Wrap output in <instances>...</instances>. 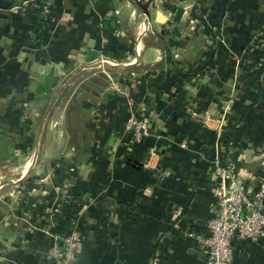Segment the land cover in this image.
Listing matches in <instances>:
<instances>
[{
    "label": "crops",
    "instance_id": "obj_1",
    "mask_svg": "<svg viewBox=\"0 0 264 264\" xmlns=\"http://www.w3.org/2000/svg\"><path fill=\"white\" fill-rule=\"evenodd\" d=\"M15 3L0 0V171L31 160L0 175V264H52L72 230L75 264H202L216 165L250 193L264 183V0ZM42 61L61 65L49 94L31 89L27 69ZM130 116L145 123L137 139ZM232 249L234 264H264V238Z\"/></svg>",
    "mask_w": 264,
    "mask_h": 264
},
{
    "label": "built area",
    "instance_id": "obj_2",
    "mask_svg": "<svg viewBox=\"0 0 264 264\" xmlns=\"http://www.w3.org/2000/svg\"><path fill=\"white\" fill-rule=\"evenodd\" d=\"M147 20L142 16L140 26L145 28ZM139 26V27H140ZM101 64L105 61L100 60ZM145 123L135 116L127 120V128L134 138H139L140 129ZM220 179L214 188L217 208L207 220V233L200 237L203 246L202 264H234L232 239L257 242L264 238V183L252 193L233 176V166L216 165L213 179ZM226 181V182H225ZM231 181V183L227 182ZM62 244L56 246L52 264H75L79 249L76 231L61 238Z\"/></svg>",
    "mask_w": 264,
    "mask_h": 264
},
{
    "label": "water",
    "instance_id": "obj_3",
    "mask_svg": "<svg viewBox=\"0 0 264 264\" xmlns=\"http://www.w3.org/2000/svg\"><path fill=\"white\" fill-rule=\"evenodd\" d=\"M25 0H16L15 6L21 7ZM89 57L85 60L91 62L97 58V51H90L88 53ZM61 65L55 66L51 64H46L45 62L33 63V65L28 68L30 79H31V89L37 93H46L49 94L52 92V87L59 81L58 69ZM232 80H229L231 83ZM95 89H99L98 86L94 85L91 81H87ZM217 181H220L218 178Z\"/></svg>",
    "mask_w": 264,
    "mask_h": 264
},
{
    "label": "rangeland",
    "instance_id": "obj_4",
    "mask_svg": "<svg viewBox=\"0 0 264 264\" xmlns=\"http://www.w3.org/2000/svg\"><path fill=\"white\" fill-rule=\"evenodd\" d=\"M36 9H39V7H35ZM183 11H185V10H183ZM186 14H188L189 15V12H187ZM212 15V12H210V11H208V12H205V13H203L202 15V17H204V18H206V20L209 22V23H218V24H222V22L225 20V17H226V13L224 12L223 14H222V16L220 17V19H219V17H218V15L217 16H215V18H214V16H212L211 17V15ZM198 18H199V15H198ZM186 19V18H185ZM199 21V20H198ZM138 23H137V25H141L140 24V19L138 18V21H137ZM186 26H188V24H186ZM191 30H189V32H190ZM197 68H198V66H196L195 68H194V70L196 71L197 70ZM194 70H192V71H194ZM194 71V72H195ZM197 73H195V75H193V77L194 76H196V81H198V78H199V76H197L196 75ZM191 76V75H190ZM192 77V78H193ZM76 128H78V127H76ZM70 129H71V131H74L75 130V128H74V126L73 125H71V127H70ZM26 131V130H25ZM23 134V133H22ZM26 135V134H25ZM24 138V137H23ZM31 138H32V136H31V134L30 133H28L27 134V136L25 137V140H27V141H25L23 144V146H27L26 148H27V150H26V153L29 151V152H31L32 151V147L33 146H31ZM31 160V158H29V157H27V158H25V157H21V158H15V159H12V161H10V162H12V163H9V165H11V166H14V164L15 165H19V167L20 168H18L17 170H15L16 172H7V171H3V170H1L0 171V175H1V177L2 178H16V177H18L19 176V174H16V173H19L18 171H21V170H23L24 169V167H25V165H27L26 163H29V161ZM39 162V161H38ZM49 162H50V160H49ZM39 164V163H38ZM9 165H5V166H9ZM4 166V165H3ZM48 166H50L49 167V169L52 171L51 172V174H50V176L51 177H53L54 175L56 176V175H59L58 173H56L58 170H57V167L59 166L58 165V162H55V161H53L52 163H49L48 164ZM22 167V168H21Z\"/></svg>",
    "mask_w": 264,
    "mask_h": 264
},
{
    "label": "trees",
    "instance_id": "obj_5",
    "mask_svg": "<svg viewBox=\"0 0 264 264\" xmlns=\"http://www.w3.org/2000/svg\"><path fill=\"white\" fill-rule=\"evenodd\" d=\"M33 11V15L35 16L34 20H33V27L35 29V31H38L41 27V21L44 19V17L40 14V10L39 9H32ZM30 12V11H29ZM262 67H260L259 69L253 68L250 71H247L246 73H243L241 76V79L243 81V83L250 87V88H257V81L259 80V75L261 72ZM179 94L183 95V90L181 88H179ZM182 102H184V98L182 99ZM230 134L226 135V141L227 138H229ZM189 179H191L196 185H199L200 183H204L206 182L205 179L198 177L197 175H189ZM63 213L64 214H73L76 213L78 211V207L74 205V203H65L63 205Z\"/></svg>",
    "mask_w": 264,
    "mask_h": 264
},
{
    "label": "bare ground",
    "instance_id": "obj_6",
    "mask_svg": "<svg viewBox=\"0 0 264 264\" xmlns=\"http://www.w3.org/2000/svg\"><path fill=\"white\" fill-rule=\"evenodd\" d=\"M27 166V165H26ZM22 168V167H21ZM25 169V168H24Z\"/></svg>",
    "mask_w": 264,
    "mask_h": 264
}]
</instances>
